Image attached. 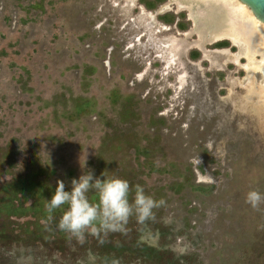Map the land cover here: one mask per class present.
<instances>
[{
  "label": "rangeland",
  "instance_id": "1",
  "mask_svg": "<svg viewBox=\"0 0 264 264\" xmlns=\"http://www.w3.org/2000/svg\"><path fill=\"white\" fill-rule=\"evenodd\" d=\"M203 6L201 0H164L152 9L140 0H0V207L5 184L38 166L49 185L62 180L68 190L87 171L117 176L133 191L140 185L166 201L154 209L153 225L135 218L127 225V234L139 230V240L165 257L264 264V203L253 209L245 202L250 190L264 194V78L249 68V60L264 67V38L249 59L230 41L213 48L224 39L214 34L231 8L263 33L264 25L238 0ZM82 100L88 105L77 111ZM135 145L150 148V160ZM172 182H182L179 192L169 189ZM28 220L0 210V231ZM79 243L73 238L62 252L0 236V264L98 259Z\"/></svg>",
  "mask_w": 264,
  "mask_h": 264
},
{
  "label": "trees",
  "instance_id": "2",
  "mask_svg": "<svg viewBox=\"0 0 264 264\" xmlns=\"http://www.w3.org/2000/svg\"><path fill=\"white\" fill-rule=\"evenodd\" d=\"M148 8L154 7V5L163 0H141ZM167 22H172L173 18H166ZM179 28L184 29V24H178ZM227 41H221L215 44L216 47L227 46ZM198 52L191 53V58H197ZM88 105L87 100H82L76 104L77 111L85 110ZM127 109L124 110V115H127ZM135 153L142 156L144 160H150L149 153L150 148L146 146H134ZM150 163V162H149ZM11 166V163L8 164ZM150 171H159L155 165L151 164ZM54 172V171H52ZM44 175V176H43ZM43 176V177H42ZM45 169L38 166L36 169L28 170L23 174H17L13 176L7 184L4 186L5 201L3 202L0 210H6V213L11 216L22 217L27 215L31 217V220L25 221L22 225L17 224L16 227L5 233L0 231V236L8 242H14L20 245L30 244L36 247V244H42L43 246L54 245L56 249L60 251L68 250V243L72 240L68 236L61 232L54 230L58 221L59 212L55 214L56 218L53 219L48 230L40 224L38 221L46 220L47 214L45 212V204L49 199L56 186L49 185L47 183ZM103 179V178H101ZM182 182H172L168 185L169 189L174 192H179L182 187ZM195 190L204 189L200 185L192 186ZM65 190H68L65 188ZM31 199V204L23 206L22 202ZM154 222L148 221L147 225H153ZM33 227V228H30ZM55 227V228H53ZM139 230L133 229L128 232L127 235L121 233H111L107 236L106 241L101 244L98 239L90 234H86L83 243H79V247H85L90 253L98 256V259L94 260L92 264H111L114 260L130 262H141L142 259H148L154 264H180V259H173L172 257H165L166 253L154 249L151 246L141 242L139 240ZM73 245V244H72ZM188 258V257H186Z\"/></svg>",
  "mask_w": 264,
  "mask_h": 264
},
{
  "label": "clouds",
  "instance_id": "3",
  "mask_svg": "<svg viewBox=\"0 0 264 264\" xmlns=\"http://www.w3.org/2000/svg\"><path fill=\"white\" fill-rule=\"evenodd\" d=\"M102 176L103 179L87 171L78 179L71 180L70 190H65L64 182L58 180L44 206L47 214L43 221L45 229H49L50 222L59 212L55 225L58 231L80 243L84 242L86 234H90L103 244L111 233L126 235L131 218L141 226L155 221L154 209L164 206L166 201L154 199L140 185H136L133 191L126 179L117 176L106 178L103 173ZM245 202L258 209L264 203V194L250 190Z\"/></svg>",
  "mask_w": 264,
  "mask_h": 264
},
{
  "label": "flooded vegetation",
  "instance_id": "4",
  "mask_svg": "<svg viewBox=\"0 0 264 264\" xmlns=\"http://www.w3.org/2000/svg\"><path fill=\"white\" fill-rule=\"evenodd\" d=\"M164 1V0H163ZM163 1H161L160 3H162ZM209 1H211V0H201V4L203 5L204 4V6L203 7H207V5L209 4ZM140 2L146 7V8H148L147 6H146V4L143 2V1H141L140 0ZM159 3V2H158ZM157 4V3H156ZM155 4V5H156ZM219 4V3H218ZM154 5V6H155ZM194 5H196V3L194 4ZM200 5V4H199ZM221 7H223L221 4H219ZM227 5V4H226ZM194 7H198V6H194ZM152 8H154V7H152ZM152 8H148V9H152ZM185 10H187L185 7H183ZM203 9V8H202ZM240 10H238V9H234V10H232V8L230 9V12L229 11H227V12H229L230 14H232L231 16H232V19L233 18H238V19H240V21L242 22V27L243 28H237V29H239V31L237 30H235L232 26H231V24H230V22H228L230 19L229 18H227V25L228 26H231V27H228L227 29L226 28H223L222 29V31L221 32H219V33H215L214 34V38L215 39H220V38H224L223 40H219V41H217V42H215L214 44H213V48H215V49H222V48H226V47H228L229 46V43H228V45L227 46H224V47H216L215 46V44H217L218 42H221V41H230V42H232L233 43V45L234 46H236L238 49H239V51H241V54L243 55V56H247L248 57V59L249 58H251V55L253 54V52H256L257 50H259L257 47H256V43H257V40H259V39H263L264 38V33H263V31H262V29H260L258 26H256V25H254V27L253 26H251L250 25V23H249V21L244 17V15L242 14V12L240 11ZM178 12V10H176V13ZM187 14H188V12H187ZM191 19L193 20V21H195L194 20V17H193V14L191 15ZM166 21V20H165ZM167 22V21H166ZM243 23H245L246 25H244ZM197 24H198V22H197ZM247 24H249V25H247ZM255 29V30H254ZM253 31V32H252ZM244 32V33H243ZM262 32V33H261ZM210 35H211V33H210ZM243 36V37H242ZM263 36V37H262ZM261 41V40H260ZM259 41V42H260ZM175 44V43H174ZM260 44V43H259ZM176 45V44H175ZM258 46V45H257ZM231 48V47H230ZM232 48H233V46H232ZM257 49V50H256ZM199 51H203V49L200 47L199 48ZM179 52V51H178ZM190 56H191V54H190ZM249 68L252 70V72H254V73H256V76H258L259 78H260V76H261V78H264V67H262V64L260 63V62H258V63H256L255 61H253L252 62V60H249ZM250 70V71H251ZM254 70V71H253Z\"/></svg>",
  "mask_w": 264,
  "mask_h": 264
},
{
  "label": "water",
  "instance_id": "5",
  "mask_svg": "<svg viewBox=\"0 0 264 264\" xmlns=\"http://www.w3.org/2000/svg\"><path fill=\"white\" fill-rule=\"evenodd\" d=\"M241 4L246 6L254 18L264 24V0H238Z\"/></svg>",
  "mask_w": 264,
  "mask_h": 264
},
{
  "label": "bare ground",
  "instance_id": "6",
  "mask_svg": "<svg viewBox=\"0 0 264 264\" xmlns=\"http://www.w3.org/2000/svg\"><path fill=\"white\" fill-rule=\"evenodd\" d=\"M239 12H240V11H239ZM227 15H228V18H229V19H232V16H231L232 14H230L229 12H227L226 16H227ZM224 19H225V18H224ZM194 20H195V19H194ZM248 20H249V19H248ZM227 21H228V20L226 19V21L224 20V21L220 22L219 26H220V29H221V30H219V32H221L223 28H226V29H227L228 27H231V26H228V25H227ZM230 24H231V23H230ZM232 24H233L234 26H239V28H243V27H242V22H241L240 19H238V18H237L236 20H235V18H233V19H232ZM243 24L246 25L245 23H243ZM247 25H249V24H247ZM263 25H264V24H263ZM228 29H229V28H228ZM234 29L237 30L236 28H234ZM254 30H255V29H254ZM219 32L217 31L216 33H219ZM252 32H253V31H252ZM243 33H244V32H243ZM261 33H262V32H261ZM242 37H243V36H242ZM262 37H263V36H262ZM218 39H219V38H218ZM252 62H253V61H252Z\"/></svg>",
  "mask_w": 264,
  "mask_h": 264
}]
</instances>
